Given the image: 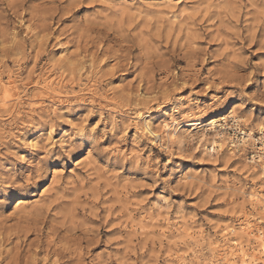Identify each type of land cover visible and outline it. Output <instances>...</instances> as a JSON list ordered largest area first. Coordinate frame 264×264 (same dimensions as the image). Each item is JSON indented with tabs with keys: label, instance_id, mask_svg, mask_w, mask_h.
<instances>
[{
	"label": "clouds",
	"instance_id": "9594fccd",
	"mask_svg": "<svg viewBox=\"0 0 264 264\" xmlns=\"http://www.w3.org/2000/svg\"><path fill=\"white\" fill-rule=\"evenodd\" d=\"M0 264H264V0H0Z\"/></svg>",
	"mask_w": 264,
	"mask_h": 264
}]
</instances>
